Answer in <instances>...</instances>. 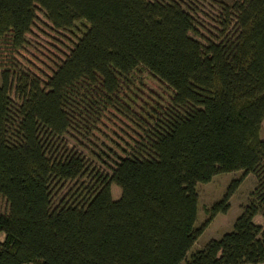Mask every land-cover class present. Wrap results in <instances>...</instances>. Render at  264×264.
I'll return each mask as SVG.
<instances>
[{
	"label": "trees",
	"instance_id": "obj_1",
	"mask_svg": "<svg viewBox=\"0 0 264 264\" xmlns=\"http://www.w3.org/2000/svg\"><path fill=\"white\" fill-rule=\"evenodd\" d=\"M37 7L55 29L88 26L44 80L16 78L15 103L11 72L0 70V264L264 263V0L234 1V37L204 44L177 0H0V53L24 43ZM137 68L171 91L163 116L88 197L53 207V188L84 173L78 156L47 141L71 127L68 105L114 106L119 80ZM237 171L194 228L195 185ZM249 173L255 198L231 231L186 258Z\"/></svg>",
	"mask_w": 264,
	"mask_h": 264
},
{
	"label": "rangeland",
	"instance_id": "obj_2",
	"mask_svg": "<svg viewBox=\"0 0 264 264\" xmlns=\"http://www.w3.org/2000/svg\"><path fill=\"white\" fill-rule=\"evenodd\" d=\"M177 1L192 17L194 31L191 35L201 43L234 37L235 19L228 8L237 0ZM87 26L84 20H76L68 28L55 29L37 7L24 43L12 53H0V70L11 72L10 99L14 103L17 101L14 87L20 74L44 80L64 59ZM170 94L171 91L161 82L144 69L137 68L119 80L118 101L112 107L99 101L74 98L67 107L71 127L60 139L47 141L57 154L74 153L78 156L82 160L84 173L72 181L58 183L51 193V205L56 207L61 203H70L76 194H81L78 199L88 197L97 180L107 177L119 158L130 155L146 140L144 136L155 127V122L169 105ZM151 107H156L159 112L153 114ZM259 138L264 139V119ZM241 173L219 174L212 177L209 183L195 185L197 204L194 228L207 219L210 207L221 200L229 183L240 178ZM255 186L254 175L247 174L228 199L226 213L214 216L186 253V258L202 249L209 240H216L231 231L241 208L255 198ZM110 194L113 200L117 199L119 189L110 185ZM6 212L7 204L0 198V214ZM253 220L254 224L262 223L259 215ZM2 238L0 234V242Z\"/></svg>",
	"mask_w": 264,
	"mask_h": 264
},
{
	"label": "crops",
	"instance_id": "obj_3",
	"mask_svg": "<svg viewBox=\"0 0 264 264\" xmlns=\"http://www.w3.org/2000/svg\"><path fill=\"white\" fill-rule=\"evenodd\" d=\"M253 221H254V220H253ZM253 223H254V222H253ZM255 225L262 226V223L257 222V223H255Z\"/></svg>",
	"mask_w": 264,
	"mask_h": 264
}]
</instances>
